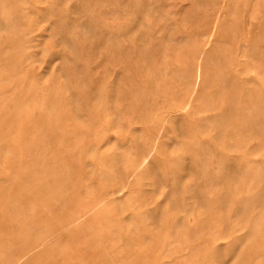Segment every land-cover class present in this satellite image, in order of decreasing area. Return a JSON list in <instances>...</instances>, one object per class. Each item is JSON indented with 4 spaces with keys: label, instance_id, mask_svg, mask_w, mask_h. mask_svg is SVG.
I'll return each mask as SVG.
<instances>
[{
    "label": "rangeland",
    "instance_id": "1",
    "mask_svg": "<svg viewBox=\"0 0 264 264\" xmlns=\"http://www.w3.org/2000/svg\"><path fill=\"white\" fill-rule=\"evenodd\" d=\"M0 264H264V0H0Z\"/></svg>",
    "mask_w": 264,
    "mask_h": 264
},
{
    "label": "bare ground",
    "instance_id": "2",
    "mask_svg": "<svg viewBox=\"0 0 264 264\" xmlns=\"http://www.w3.org/2000/svg\"><path fill=\"white\" fill-rule=\"evenodd\" d=\"M227 263V262H226Z\"/></svg>",
    "mask_w": 264,
    "mask_h": 264
}]
</instances>
